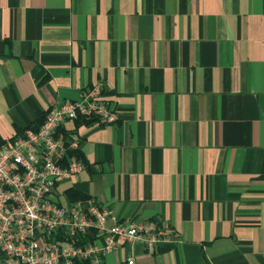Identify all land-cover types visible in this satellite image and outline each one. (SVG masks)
Segmentation results:
<instances>
[{
  "label": "crops",
  "instance_id": "crops-1",
  "mask_svg": "<svg viewBox=\"0 0 264 264\" xmlns=\"http://www.w3.org/2000/svg\"><path fill=\"white\" fill-rule=\"evenodd\" d=\"M98 84L118 121L76 123L58 199L170 239L102 264H264V0H0V146Z\"/></svg>",
  "mask_w": 264,
  "mask_h": 264
},
{
  "label": "built area",
  "instance_id": "built-area-1",
  "mask_svg": "<svg viewBox=\"0 0 264 264\" xmlns=\"http://www.w3.org/2000/svg\"><path fill=\"white\" fill-rule=\"evenodd\" d=\"M85 120L111 125L118 121L102 85L79 100L50 108L35 128L0 146V256L2 264H102L120 242L143 244L149 251L170 241L155 221L108 225L109 210L94 198L63 205L57 189L78 177L85 165L77 155ZM74 124L73 128L68 124ZM104 238L106 245L96 241ZM127 264H135L130 257Z\"/></svg>",
  "mask_w": 264,
  "mask_h": 264
},
{
  "label": "trees",
  "instance_id": "trees-1",
  "mask_svg": "<svg viewBox=\"0 0 264 264\" xmlns=\"http://www.w3.org/2000/svg\"><path fill=\"white\" fill-rule=\"evenodd\" d=\"M86 122H88V121H86ZM89 124H91V122H89ZM36 125H37V124H36ZM36 125H35V126H31V127L27 128V129L35 128V127H37ZM27 129H25V130H27ZM25 130L20 131L19 133L21 134V133L24 132ZM77 155H78V156L80 157V159H82V161L85 163V159H84L83 154H82L81 152H78ZM69 194L71 195V197H72L74 200H81V199L83 200V199H87V198L90 197V196H88V195H86V194H83V193H81V192H78V191H70Z\"/></svg>",
  "mask_w": 264,
  "mask_h": 264
}]
</instances>
